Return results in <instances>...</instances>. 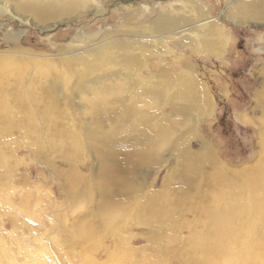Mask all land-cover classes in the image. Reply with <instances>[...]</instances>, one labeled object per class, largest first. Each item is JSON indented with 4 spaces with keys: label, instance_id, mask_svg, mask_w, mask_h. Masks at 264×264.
Listing matches in <instances>:
<instances>
[{
    "label": "rangeland",
    "instance_id": "1",
    "mask_svg": "<svg viewBox=\"0 0 264 264\" xmlns=\"http://www.w3.org/2000/svg\"><path fill=\"white\" fill-rule=\"evenodd\" d=\"M95 2L102 15L73 22L18 17L14 2L0 11V61L20 57L28 71L25 81L0 66V90L25 107L0 91V264H202L205 212L251 200L225 172L255 168L263 150L264 22L231 23L225 0ZM159 11L185 19L182 34H156ZM115 38L138 42L126 51L132 67L96 59ZM89 49L96 63L79 56ZM204 148L217 162L190 161ZM252 223L264 237V209Z\"/></svg>",
    "mask_w": 264,
    "mask_h": 264
},
{
    "label": "bare ground",
    "instance_id": "2",
    "mask_svg": "<svg viewBox=\"0 0 264 264\" xmlns=\"http://www.w3.org/2000/svg\"><path fill=\"white\" fill-rule=\"evenodd\" d=\"M225 1L227 3L226 11H225V18L229 19V21L231 23L236 24V25H244V24H247L251 21H254V22L255 21L256 22L257 21H263L264 22V0H225ZM10 2L15 3V5H14L15 10L14 11L18 17H25V16H23V13L26 15L28 14V15L32 16L33 20L37 21L38 23H44V24H47L51 21H57L58 19H63V18H64L63 21H65V19H67V20H69V22H73L74 20L80 19L82 16H84L85 14H87L89 12H94V14L96 16H100L104 13V11H105L104 8L106 7L105 6L104 8H102L100 10L98 5L96 4L95 0H0V11L3 14H6V13H8V11H10L9 10V7H10L9 3ZM167 10L168 9H166L165 11L167 12ZM169 10H170V8H169ZM74 16H76L77 18L73 19ZM232 16H235L238 19L236 20V19L232 18ZM26 18H28V17L26 16ZM26 20H29V18ZM206 21H209V19H207ZM180 22H183L186 24V20L183 18H179V16L178 17H172V16L166 15V13L163 14L162 11H159L156 14V17L154 18V20L151 22V24L153 25V31L158 35H160V34L162 35L164 33L172 31L173 29H175L177 31L176 32L177 34H182L183 30H178L180 28L179 27ZM56 24H57V22H55L54 26ZM176 33H174V34H176ZM19 36H20V34H19ZM19 36H14V38H12L16 44L19 43L18 42L20 39ZM125 40L116 39V40L110 41L109 43H105V45L101 46L100 49L102 50V52H100V54L97 55L96 59L99 60L101 64L107 63L108 65L111 64L112 66L113 65H120V66L122 65L123 68L128 67V65H129V67H132V65H133V58L132 57L133 56L131 55L130 57H128L127 56L128 53L126 54V51H128L130 49V47L133 46V44L135 46H138V42H136V41L127 42ZM204 42L206 43V46L209 49V52H211V55L219 53L220 48L218 49L216 42H214V41H208V42L204 41ZM129 43H132V46L129 45ZM97 44H99V43H97ZM149 49H151V47L149 45L140 47V50L142 52L151 53ZM113 51H116V52H113ZM94 52L95 51H93L92 49L91 50L89 49V50L84 51V53L80 54L79 56L86 61H89V62L93 61L96 63L97 60L96 61L94 60V56H95ZM117 55H119V56H117ZM78 57L77 58L75 57V59H78ZM73 58H74V56H71L70 59H73ZM21 60L22 59H20V57L14 58L12 60L7 59V61H0V66L2 68L4 65L8 66L12 63L15 64L16 66H14V69L12 71L10 70L12 72L11 73L12 75H9V76L10 77L11 76L20 77L21 79L23 77V79H24V78H26V77H24V75L25 74L28 75V71L24 70L25 69L24 66L19 65V63H21L20 62ZM6 62H8L9 64ZM129 62H131V63H129ZM49 67H50V65L47 68H49ZM41 69H42V67H41ZM124 70L125 69L120 70L116 73H113L112 75H109L108 79H110V78L114 79V77H118V78H116V80H117V79H119V77H121L122 74H124V76H126L128 73L127 74L124 73ZM48 72H49V69H48ZM128 72H130V71H128ZM132 72H133V70H132ZM260 74L264 76V66L261 67ZM36 78H37V76H36ZM103 78L105 79V77H102V79ZM18 79H16V80H18ZM98 79H99V77H98ZM102 79L101 80L99 79V82L102 81ZM112 81H114V80H112ZM117 81H119V80H117ZM19 83L20 84L17 85L18 90L20 89V86L24 82L22 83V81H19ZM27 83H28V85H34L35 84V83L29 84V81H27ZM120 83H121V81H120ZM36 84H37V82H36ZM96 84H98V83H95V85ZM121 84H120V86H121ZM92 86H94V85H92ZM117 86L119 87V85H117ZM96 87H97V85H96ZM86 88H88V87H85L84 89H86ZM9 89L1 87V90H0L5 95H8L6 97V98H8V103H10L12 108L15 110L25 109L22 101H20L17 98V92H15V93H13V91L10 92ZM91 89H93V88H90L89 90H91ZM96 89L94 88V91ZM116 89L117 88H115V89L113 88V89H109V90L115 91ZM26 92H28V93L30 92L28 86L26 88ZM263 94H264V90H263ZM136 96H138V95H136ZM18 97L20 98V96H18ZM204 99H205V96H204ZM201 108H203V111L206 112L208 110V103L205 102V103L201 104ZM47 112H49V111H47ZM52 119H54V118H52ZM59 124H57V125H59ZM261 132L264 134V127H263V130ZM261 137H262V142H263L262 143L263 150L260 154L259 162H257L255 168L254 167L253 168H244L241 171H237V172L236 171H230V170L225 172V175L227 176L226 178H230L232 181L233 180L238 181V183H239V181H240L239 178H241V180L243 182L239 183L238 185L240 187L242 186L241 190H245L246 192H248L250 190L251 200L249 201V203L245 206L242 204H236L234 201L235 204L230 203L229 205H226V207L222 206L224 208H220V206H218L216 204L217 198H214V200H216L215 201L216 205L215 206L213 205V209H211L210 211L207 210L208 212L207 211L205 212V217H204L205 221L202 223H203V225L207 226L206 228H208V230L211 231L208 235L209 239L207 237H205L203 234L202 235L196 234V237L199 238L200 242L203 240H207V242L210 246L208 244H205V246L202 247L199 244L195 248V249H200V252L205 254V256H202V258H203L201 261L202 264H264V237L263 236L258 237V238L256 237V235L257 236L259 235L258 232H255L253 230V227L255 226L256 222L252 223L254 221V219L257 217L259 210L261 211L262 209H264V135L263 136L261 135ZM189 151H187V155L189 158H192V159H190V161H192V160L198 161L199 160L198 156L200 157L202 153L207 156V159L212 160V161H216L215 160V158H216L215 154L213 153L212 150H210L208 148H204L201 151L193 153V154H191ZM216 171H218V170L216 169ZM216 171L213 174H211V177L217 176L216 174L221 173V172L218 173ZM231 190H233V189L231 188ZM234 190H235V188H234ZM236 190H237V192L240 191L239 189H236ZM233 191H231V192H233ZM238 193L240 194V192H238ZM235 198L238 199V195ZM221 200H222V198L219 199V201H221ZM224 200H226V199H224ZM229 202H231V201H229ZM217 203H219V202H217ZM227 203H228V201H227ZM224 204H222V205H224ZM205 209H207V208H205ZM242 216H246V221H247L248 227L244 223H242V221H241ZM201 219H203V218H201ZM199 221H200V219H199ZM242 225H243V227H242ZM252 234L258 240H256L254 244L252 243V245L249 248L247 246V243L245 242V240H247L248 236H251ZM263 235H264V233H263ZM211 242L216 243L215 248H214V245L211 244ZM229 242L230 243L234 242L235 244H238L237 249L232 254H230V253L226 254L227 249L232 248V247L224 246V244H227V246H228ZM193 252L191 251V253H193L194 257L201 254V253H196V250H194ZM206 252H210V253H206ZM196 258H198V257H196ZM195 263H196V261H195Z\"/></svg>",
    "mask_w": 264,
    "mask_h": 264
}]
</instances>
